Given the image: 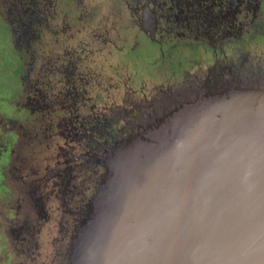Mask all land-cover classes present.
Masks as SVG:
<instances>
[{
    "label": "rangeland",
    "instance_id": "obj_1",
    "mask_svg": "<svg viewBox=\"0 0 264 264\" xmlns=\"http://www.w3.org/2000/svg\"><path fill=\"white\" fill-rule=\"evenodd\" d=\"M257 3L258 0H238L233 8L238 7L241 12L235 14L230 12L227 7L229 5L225 2L230 13L222 12L217 18L203 15L204 27L216 28L220 33L217 30L215 34L207 31L199 35V40L209 46L215 37L225 32L230 33L231 40L239 39L251 30L249 18L256 14ZM4 6L5 8L0 5L2 12L6 9L5 3ZM74 9L79 29L75 30V25L71 26L74 33H69L65 30L67 24L61 26V31L60 27L57 28L58 33L54 35L61 46L59 51L64 47L67 51L68 48L77 50L81 46L83 55L78 50L76 55L67 54L66 51L63 54L65 59L70 63L85 56L84 65L94 68L95 72L101 69L97 60L107 58L108 55L110 67L107 75L104 79L95 80L100 83L95 91L101 94V100L96 99L93 105L105 114L108 111L112 113V106L119 105L120 100L127 97L126 109L135 108L138 114L135 117L126 116V120L124 116L121 124H127V134L125 132V135L120 136L116 133L114 140L113 137L104 139L100 133H96L95 135L100 134L98 138L95 139L94 135L88 142L80 143L79 140L77 142L80 147L76 148V145H70L72 142L67 138L68 148L56 163L41 161L38 173L29 174L20 181V175L28 174L31 166L23 165L24 159L19 154H22V142L18 140V135H29L32 128L22 127V131V128L17 127L19 122L23 123V115L19 114L20 107L13 105L11 98H17L20 90L19 80L16 79L21 70L20 61L14 58V52L8 46L6 25L0 22V264L76 263V242L83 229H91V226H87L91 222L96 203L100 200L99 195L103 192L102 188L106 190L109 186L107 175L111 171L114 177L116 175L114 186L119 190L118 197L122 203L123 200L124 203L128 202L127 198L122 197V193L128 195L129 192L140 190L138 163H125L122 157L139 144H142L143 150L136 151L138 158L142 159L145 155V158H149V153L158 157L159 152L154 150L171 146L174 143L172 135L184 126V118L179 119L181 116H177L180 112L184 111V115L187 112L189 117H193L198 110L212 103L211 98L226 97L232 93L237 95L252 92L256 95L259 91L264 92V64L261 63L264 46L259 43L249 46L248 52L239 62L230 63L227 61L233 51L228 43L221 46V60L213 58L206 47L204 51L201 50L199 58L203 66L200 74L193 75L192 69L187 76L189 79H179L175 72L176 79L170 81L160 71H156L153 50L140 46L145 40L140 38L142 36L137 32L134 20L131 21L125 0H75ZM222 25H225L227 31L218 29ZM152 26L151 22L148 26H143L144 32L149 36H153ZM70 35L75 40H66ZM131 48L135 53L128 54L127 50ZM78 54L81 56L77 57ZM179 57L184 58L183 54H179ZM85 80H81L76 93L83 92L85 84L82 81ZM20 101L23 103L21 98ZM171 108L174 110L171 111ZM99 111L92 116H96L93 120L86 118L90 125L92 122L100 123L102 112ZM168 135L167 140H163ZM100 140L108 142L105 143L106 147H98L97 150L95 145L101 143ZM19 166L22 167L21 173ZM78 168L83 170L80 174L86 179L85 184H82L81 175L76 177ZM97 168H101L100 176H96L99 174ZM89 170L93 174L89 173L87 179L86 172ZM129 179L131 183L128 182ZM159 184L162 181L156 182L158 187Z\"/></svg>",
    "mask_w": 264,
    "mask_h": 264
},
{
    "label": "water",
    "instance_id": "obj_2",
    "mask_svg": "<svg viewBox=\"0 0 264 264\" xmlns=\"http://www.w3.org/2000/svg\"><path fill=\"white\" fill-rule=\"evenodd\" d=\"M211 100L178 113L158 157L138 158L142 144L122 157L138 163L140 190L122 203L107 175L73 264H264V92Z\"/></svg>",
    "mask_w": 264,
    "mask_h": 264
},
{
    "label": "flooded vegetation",
    "instance_id": "obj_3",
    "mask_svg": "<svg viewBox=\"0 0 264 264\" xmlns=\"http://www.w3.org/2000/svg\"><path fill=\"white\" fill-rule=\"evenodd\" d=\"M237 1L125 0V5L130 13L131 21L134 20L133 22L136 23L137 32L142 36L140 38L145 40L142 43L140 39V46L146 47L147 50H153L156 71L158 73L160 71L165 79L171 81V79H176L175 74L180 77L179 79H189L190 77L187 76L192 69L194 70L193 75L200 74L203 66H201L199 58L206 47L212 53L213 58L218 60L222 53L220 52L221 46L228 43L233 51L227 61L230 63L239 62L242 56L248 52L249 46L257 43L264 46L263 0H258L256 14L249 18L251 30L248 29L249 32L241 35L239 39L231 40L230 33L225 32L223 35L219 34L215 37L211 42L212 45L209 46L199 40V35L207 31H210L211 34L220 33L216 28L204 27L202 24L203 15L217 18L218 14L222 12H225L224 14L240 13L241 10L238 7L237 9L233 8ZM225 2L229 5L227 7L230 8V12L226 9ZM4 3L6 9L3 12L0 9V22L6 25L8 46L14 52V58L20 61L21 69L16 77L20 85L17 98L20 97L19 99L13 97L10 100L13 105L20 107L19 114L23 115V123L19 122L17 127L19 129L22 127L32 128L29 135L25 133L18 135V140L22 142V154H19L24 159L23 165L31 166L28 169V174L20 175L19 180L22 181L23 177L38 173L37 171L41 169L39 162L56 163L64 150L68 148L67 138H70L72 142L70 145H76L77 148L80 147L82 141L88 142L96 133H100L104 139L113 137L116 133L123 134L127 130V124L125 125V122L121 124L124 116L125 120L126 116L135 117L138 111L135 108L133 110L126 109L127 97L120 100L119 105H113V112L108 111L109 114L99 111L93 105L96 99L101 100V94L95 91L100 83L95 80L104 79L103 77L107 75L108 67H110L107 61L108 55L107 58L103 57L101 60H97L101 69L95 72L94 68L90 69L89 65H84L86 63L85 56L79 57L76 62L68 63L63 55L67 49L64 47L59 51L61 46L54 35L58 33L57 28L60 27L61 31V26L67 24L65 30L69 33H74L71 26L75 25V30L79 29L77 26L79 23L76 21V14H74V10L76 11L74 9L75 0H7V3L6 0H0V5L5 8ZM149 22L153 23V36H149L143 29V26H148ZM87 23L88 21H86ZM224 27L225 25H222L218 29L227 31V28ZM66 40H75V38L71 36ZM216 41L217 44H214ZM80 48L81 46L77 50L82 54ZM68 50L67 54L76 55L77 50L69 48ZM127 52L128 54L135 53L132 48ZM179 54H183L184 58L179 57ZM78 56L81 55L78 54ZM261 63L264 64V56ZM185 67L187 68L185 69ZM83 79H86L82 82L87 87L84 85L83 92L76 93L75 90ZM90 91L92 92L88 93ZM90 94L91 96H88ZM97 111L102 112L100 123L92 122L90 125L86 118L93 120L96 116L94 118L92 116ZM99 135H95V139ZM79 140H81L80 143L77 142ZM100 141L101 143L95 145L97 150L98 147L101 148L104 145V142ZM46 166L48 165L46 164ZM97 169L99 174L96 176H100L101 168ZM18 170L21 173L22 167L19 166ZM82 171L78 168L76 177L79 178L81 175L82 184H85L86 179H83V174H80ZM89 173L93 174L90 170L87 171V179Z\"/></svg>",
    "mask_w": 264,
    "mask_h": 264
}]
</instances>
